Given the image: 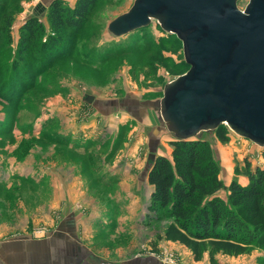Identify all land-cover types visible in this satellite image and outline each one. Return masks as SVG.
<instances>
[{"label": "rangeland", "instance_id": "obj_1", "mask_svg": "<svg viewBox=\"0 0 264 264\" xmlns=\"http://www.w3.org/2000/svg\"><path fill=\"white\" fill-rule=\"evenodd\" d=\"M52 1L0 0V228L14 220L20 226L0 231V242L49 238L59 244L56 250L84 247L86 256L94 255L89 247L96 250V242L124 241L120 226L162 232L166 220L149 213L146 171L125 168L124 160L146 170L153 139L161 140L156 151L171 146L174 135L159 100L167 82L189 65L180 39L156 20L122 35L110 31L111 20L134 0H98L80 30L52 28ZM64 1L73 6L77 0ZM248 2L238 0V6L244 9ZM32 16L43 30L24 48L21 26ZM110 99H118L117 105L99 103ZM201 134L212 145L224 182L247 175V161L252 167L264 164V146L230 128L227 141L215 129ZM131 144L138 151L127 158ZM176 242L149 236L138 253L164 264L194 259ZM257 250L264 264V249L248 253ZM211 262L220 263L218 254Z\"/></svg>", "mask_w": 264, "mask_h": 264}, {"label": "water", "instance_id": "obj_2", "mask_svg": "<svg viewBox=\"0 0 264 264\" xmlns=\"http://www.w3.org/2000/svg\"><path fill=\"white\" fill-rule=\"evenodd\" d=\"M152 20L180 39L189 65L159 100L168 130L188 139L226 124L264 146V0L244 9L238 0H134L109 29L122 35Z\"/></svg>", "mask_w": 264, "mask_h": 264}, {"label": "trees", "instance_id": "obj_3", "mask_svg": "<svg viewBox=\"0 0 264 264\" xmlns=\"http://www.w3.org/2000/svg\"><path fill=\"white\" fill-rule=\"evenodd\" d=\"M97 1L77 0L70 6L64 0H53L48 10L50 25L54 30L82 29ZM42 30L38 17H29L21 26V45L27 48L28 40ZM215 133L222 141L230 138L226 124L219 125ZM170 144L172 158L157 155L148 173L153 186L149 213L166 220L164 238L185 245L195 260L206 252L213 261L217 254L264 249V164L252 167L247 161L249 182L242 184L233 178L226 184L205 136H174ZM222 189H227L226 197L220 194Z\"/></svg>", "mask_w": 264, "mask_h": 264}, {"label": "crops", "instance_id": "obj_4", "mask_svg": "<svg viewBox=\"0 0 264 264\" xmlns=\"http://www.w3.org/2000/svg\"><path fill=\"white\" fill-rule=\"evenodd\" d=\"M109 101H112V99L104 100L102 102L103 104H107L106 107L117 105V103L114 102L112 103ZM144 103L148 105H154L153 100H145ZM153 140L154 143L153 146L150 148L151 151L155 152L156 155L163 154L169 158H172V146L165 148V151H160L159 148L156 151V148L159 146L161 140L160 138L157 137ZM128 148L129 151L128 152L126 151V156L127 154L133 155V153L136 150L138 151L137 147L133 146V144L128 145ZM129 156H127V158ZM148 158H149V154H148ZM130 164H131L130 162L124 160L125 168L131 167V169H134L133 167H138L140 169L142 167L140 171H146L147 181H148V173L153 164L152 161L150 167H148L146 170L143 164H138L137 166H134L135 164L131 166ZM233 178H237V177H233ZM232 179L230 180V182L232 181ZM237 179L242 184H247L249 182V178L247 175L245 176L243 175V178H237ZM225 183L229 184L227 182ZM150 186L152 188L151 189L152 192L153 186L151 184ZM130 217L132 218V216ZM120 221L122 223L125 222L124 220H120ZM10 223L12 227L6 223L2 225V227L0 228L2 234L6 233L11 229L17 230L18 228H20L19 222H16L14 220ZM65 228H69V227H65ZM161 229L162 232L158 233V231H156L155 229H153L154 231L152 229L149 230V228H144V226L142 225L139 226V228L138 227L127 228L125 226L123 228L122 226H120L117 230H120V232L123 233V235H125L123 242H120L118 244L116 242H108V243L96 242V250L89 247L94 255L89 254L87 256L85 255V251H84L85 248L83 247L84 245L82 246L83 250L82 248L76 249L75 246L72 248L66 246L60 249L59 251L56 250L59 244H57L56 242H52L51 240H49V238L48 239L46 238L45 240L27 239V240H23V242H21L20 240H13V239L9 241L6 240L0 242V264H91V262H89V260L92 261L91 259H94L93 264H164L162 261H159L157 257L154 256L153 254L149 255L145 253H140V254L138 253L139 246L145 243L148 240L149 236H152V238L153 236H157V237L160 236V239L164 238L165 225H163ZM62 231L65 232L66 230L63 229ZM67 235H69V233ZM146 244L150 245V243H146ZM151 244L154 245L153 243ZM178 244L184 246L182 243H178ZM55 252H57L58 254ZM260 255H261L260 251L258 250L253 251V254L248 253V251L244 253H240L238 255L218 254V256L220 257L219 264H259L257 257L258 256L260 257ZM69 261L71 262L69 263ZM187 264H213V263L209 258L208 252H206L203 259L201 260L192 259Z\"/></svg>", "mask_w": 264, "mask_h": 264}]
</instances>
